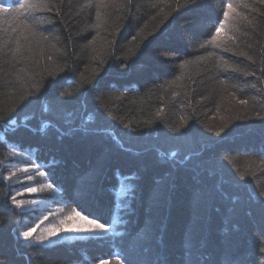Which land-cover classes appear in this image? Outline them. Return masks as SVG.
<instances>
[{
	"label": "trees",
	"instance_id": "16d2710c",
	"mask_svg": "<svg viewBox=\"0 0 264 264\" xmlns=\"http://www.w3.org/2000/svg\"><path fill=\"white\" fill-rule=\"evenodd\" d=\"M24 2L0 13V264H264V0L0 6ZM10 145L105 225L126 177L119 234L26 243Z\"/></svg>",
	"mask_w": 264,
	"mask_h": 264
},
{
	"label": "rangeland",
	"instance_id": "374dc122",
	"mask_svg": "<svg viewBox=\"0 0 264 264\" xmlns=\"http://www.w3.org/2000/svg\"><path fill=\"white\" fill-rule=\"evenodd\" d=\"M8 160L6 168L9 178H7L14 187L13 194L15 200L13 198V201L17 208L27 215L20 228L21 237L26 243L53 245L64 242L73 243L91 238H101L108 235L119 234L121 227L125 224V220H122V211L129 208L128 200L131 196V185L126 177H120L118 179L117 187L115 189L117 202L112 222L110 225H106L108 231H100L98 229H93L86 220H83L74 214L72 219L68 220L67 218L72 211L65 209L63 202L57 197L56 191L53 188L37 191L35 193H30L25 190L27 187H36L39 189L40 184L42 183L52 184L48 166L39 163L34 152L21 151L14 145H10ZM24 169H28V171L25 172ZM40 172H44L46 175L40 176ZM29 176L33 178L30 180L28 179ZM15 201H22L23 203L18 206ZM81 216L84 215L81 214ZM88 219L94 220L92 218ZM62 220L70 226L86 230H61L54 236H47V229L50 227L55 226L58 229L62 228L60 223ZM29 228H35V231L32 233V237L26 240L23 236V232L29 230ZM41 235H45L47 238L42 242L37 241L36 237Z\"/></svg>",
	"mask_w": 264,
	"mask_h": 264
},
{
	"label": "snow or ice",
	"instance_id": "6c2138e0",
	"mask_svg": "<svg viewBox=\"0 0 264 264\" xmlns=\"http://www.w3.org/2000/svg\"><path fill=\"white\" fill-rule=\"evenodd\" d=\"M38 7L37 4H34V3H28V2H24V3H19L18 4V7H14V8H11L9 9L8 7H2L0 6V13H20L21 10H24L25 12L29 11V10H32V9H36ZM231 5L229 4L228 5V8L231 9ZM225 17L228 15L227 12L224 13ZM223 27V22L220 23V27H218L216 29L217 33H219L220 31V28ZM213 40L216 39V36H213L212 38ZM39 167V166H37ZM25 172L28 171V169H24ZM40 176H45L46 173L44 172H40L39 173ZM33 177L29 176L28 179H32ZM53 188V185L51 183H42L40 184V188L37 189L36 187H27L25 190L27 192H30V193H35L37 191H43V190H47V189H52ZM15 200V198H14ZM17 203L18 206H20L23 202L22 201H15ZM73 214L77 217H80L81 219L83 220H86L88 224H90L92 226L93 229H98L100 231H108V227L103 224V223H99L98 221L96 220H89L86 216H81V214L79 212H76L74 209L72 210V213L69 214L68 216V220H71L72 219V216ZM61 225H62V228L61 229H58L56 228L55 226H52L50 227L49 229H47V236H54L58 233V231H61V230H71V231H79V230H86V229H83V228H77L75 226H70L68 224L65 223V221H61L60 222ZM35 231V228H29V230L23 232V236L26 240L30 239L32 237V233ZM47 236L45 235H41V236H38L36 237L37 241H43L44 239L47 238ZM100 264H107L106 261H101Z\"/></svg>",
	"mask_w": 264,
	"mask_h": 264
}]
</instances>
